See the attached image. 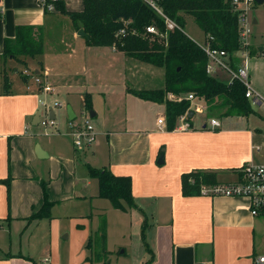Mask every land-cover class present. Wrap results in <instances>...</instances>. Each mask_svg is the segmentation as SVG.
Segmentation results:
<instances>
[{"label":"crops","instance_id":"crops-1","mask_svg":"<svg viewBox=\"0 0 264 264\" xmlns=\"http://www.w3.org/2000/svg\"><path fill=\"white\" fill-rule=\"evenodd\" d=\"M61 2L63 8L68 11L83 8L82 0H61ZM61 15L52 8L43 12L40 0H0V72L2 69L4 70L5 62L1 56L2 39L12 37L15 26L20 24L41 25L43 37L44 33L48 31L47 29L52 28L50 23ZM71 28L72 33L70 40L67 39L70 41L68 43L77 42L82 50L86 51L90 47L89 44L77 34L74 27ZM78 37L81 39L78 40ZM66 43L64 41L61 47H64ZM43 46L42 44V51L37 56L31 57L36 62L33 69L25 67L26 69H23L25 72L21 71V74H25V78L21 77L23 86L20 85L14 89L8 86L5 91L2 86V77L0 78V175L7 170L6 175L0 177V181L7 175H10L11 183L16 179L25 182L27 178L35 177L36 172L31 163L40 158L33 151L37 142L32 137L34 131H28L27 126L22 127V124L23 121L34 124L32 120H34L33 115L39 92L43 95L44 101L59 91L66 94V101L74 111V116L76 110H79V114L83 111L84 95L88 94L91 109L87 113L90 115L92 112L90 116H93L97 112V108L92 103L91 94L86 90L89 84L87 76L85 77L88 70L87 55L80 59L77 57L84 77L79 81L68 82L60 76L63 65L61 59L55 55V65L50 64L51 62L46 61L43 55ZM263 46L264 44L259 43L250 44L249 49L256 48L257 51L252 50L253 54H248L241 62H238L246 67L248 82L254 93L260 98V101H256L258 104L264 102V55L258 53ZM70 50L73 51L72 48ZM112 50L117 54H124L122 51L113 48ZM26 59L27 57L24 60V65H26ZM42 70L46 73L45 81L52 89L48 92L49 94L37 90L36 87H34V91L30 90L29 75L38 74ZM4 73L6 74L5 71ZM76 92L80 98L79 102L72 98ZM137 99L136 101L142 103L143 107L146 105L147 108L152 107L151 111L155 110L152 129H147L146 124L143 125L144 120L140 118L142 114L139 115V112H136L133 119H125L126 126L124 125L120 130L108 129L106 122H98L99 133L106 137L107 155L99 165L90 164L96 167H108L115 174L130 176L131 193L137 207L123 210L117 208L122 214L114 215L120 222L121 228L125 223L123 214H127L128 210L132 219H134L133 209L139 211L141 216L144 215L143 230L151 252L149 253L142 244L141 230L137 245L133 249L119 245L122 249L114 259L109 256L112 248L105 246L106 238L104 250L98 246L87 245L91 228L74 231L71 240L72 233L67 231L63 237L69 238L70 242L61 245L62 249H52V242L49 241L37 250L35 248L37 242L28 237L24 242L21 241V238L14 241L8 232L6 241L2 242L0 239V264H144V261L149 257L148 264H259L255 257L264 254V214L251 215L248 211L249 200L247 197L208 195L199 192L183 195L181 191L180 175L189 170L213 171L217 182L235 181L238 177V168L247 157L238 147H235L232 139L233 133L239 131L226 129L221 126V122L217 127L211 128L206 120L196 121L193 119V113L187 118L189 121L187 128H176L178 120L172 129H167L164 105L140 97ZM78 103H80L79 106ZM74 104L76 107L78 106L77 109ZM52 114L54 115V111ZM157 116L165 118L161 128L157 124ZM37 119H39L38 113ZM67 119L69 118L67 117ZM37 123L38 121L35 124ZM139 124L141 125L139 126ZM57 134L69 136L66 129L57 132L54 136H58ZM1 140L9 142L11 147L9 149L10 156L8 159L6 157L5 162L1 153ZM15 145L20 146L18 152L20 156L13 155L11 152ZM161 147L163 148L160 149ZM251 147L254 149L253 145ZM72 148H74L73 145ZM39 151L41 157L52 156L45 147ZM167 154L176 158V161L172 162L174 166L170 182L166 181L168 177L164 178L161 167L155 165V159L159 155H163L165 160ZM41 181L43 180H39V186ZM71 183H73V178ZM47 188L48 186L45 185L46 199L52 204L55 200L48 198ZM4 189L6 200L9 192L7 191L6 196V186ZM95 195L97 196V194ZM23 202L25 203L24 211H14L10 206L9 214L6 211L2 216L7 225H10L12 219H19L23 222L21 229L24 230L32 222L47 215L26 218L29 213L41 206V191L39 198L33 201L25 198ZM100 216L102 218L101 214ZM139 217L136 216L135 219ZM106 225L108 229V217Z\"/></svg>","mask_w":264,"mask_h":264},{"label":"rangeland","instance_id":"rangeland-1","mask_svg":"<svg viewBox=\"0 0 264 264\" xmlns=\"http://www.w3.org/2000/svg\"><path fill=\"white\" fill-rule=\"evenodd\" d=\"M246 16L251 21L250 28L252 35L250 37V44H264V2L260 4L253 1L246 12ZM183 18L185 20L184 29L188 35L197 42H203L205 35L200 25L189 14H185ZM254 18H256V22H253ZM50 24L52 28L49 27L42 37L44 45L43 55L46 61H50L52 65L56 61V56L61 59L63 63L62 69L60 68L62 72L61 78L68 82L79 81L84 77V72L81 70L78 61L81 57L84 58L86 55L88 57V70L85 77L87 76L89 84L86 90L90 92L92 103L97 108L96 115H88L89 120H91L94 126L96 136L89 147H85L83 151L82 149L72 148L70 136L66 137L57 134L58 136L55 137L54 135L57 132L64 131V129L67 130L66 123L68 116L66 107L70 104L66 101V94L60 91L47 97L45 101L41 92L38 93L37 106L34 112H37L38 117L42 118L45 111L50 108L54 111V127L49 124L43 126L26 121H23L22 127L26 125L28 131H34L32 137L37 142L36 146L39 149H42V147L47 148L53 157L40 156L34 163H31L36 172L35 177L27 178L25 182L16 179L12 183V179H9L10 189L8 186L9 193L6 200L4 196L5 186L0 181V239L2 242L6 241L8 238L7 233L9 232L14 241L21 238V241L24 242L28 237L37 242L35 244L37 250H39L41 245L49 241L52 242V249H62L61 245H66L70 242L74 231L91 228L92 231L90 230L89 232L95 237V230L100 224L101 214L104 215L105 219L108 217V229L107 225L105 228L107 239L105 246L112 248V252H110L112 255L110 254L109 256L114 259L122 249L119 245H125L128 249H130L129 247L133 249L137 245L140 227L145 217L144 215L141 216L142 214L139 211L137 212L133 209L134 219H132V215L128 210L127 214H123L125 223L124 227L121 228L120 222H118L114 214L122 213L117 208L115 209L109 199L95 195L98 191V183L95 178L87 175L86 163L99 165L105 160L107 155L106 137L102 133H99L98 122H106L108 129L120 130L124 125L126 126L125 119H133L136 112H139V115L142 114L140 118L144 120L143 125L146 124L147 129H152L155 120V110L152 109L151 111L152 107L147 108L146 105L143 107L142 103H138L139 101H136L138 100L137 97L135 98L134 95L127 91L126 85L147 89L161 87L164 81V69L161 66L149 64L127 54H117L112 50L111 45H89L90 47L84 51L77 42L68 43L70 42L68 40H70L73 24L63 14ZM80 39L78 37V40ZM64 41L67 43L64 44V47H61ZM71 48L73 51L70 50ZM233 56L234 58L231 60L233 63L241 62V58H245L240 50H236ZM35 64V60L31 57H27L26 65L14 58L5 57L3 68L6 74H8L9 88L20 87L22 80L21 71L26 69L25 67L33 69V65ZM31 76L29 75L28 81H30V90L34 91L35 84ZM213 77L227 82L230 75L225 70H219ZM47 94L49 93L47 92ZM72 98L76 102L80 101L77 92L72 95ZM57 101L60 105L55 104ZM79 105L80 103H78ZM74 106L77 109L78 106L76 107V104ZM251 107L252 111L247 116H242L221 114L219 113L221 108L208 111V107L205 105L200 114L193 113L192 116L196 121L203 119L208 124L209 119L214 117L219 119L222 127L236 129L239 132L233 133L232 139L234 140L235 147H238L244 155H247L245 162L251 160L264 164V102L258 104L252 101ZM75 113V120L78 121L79 110H76ZM55 126L57 131H54ZM1 141V153L5 162L6 157L8 159L10 156L9 149L11 147L9 146V142L5 140ZM251 145L254 147L255 145H259L261 148L259 150L252 149ZM54 148L55 150L53 151ZM19 149L20 146H13L12 154L20 156L18 154ZM159 157L162 159L160 162H158ZM175 161L176 158L171 154H167V159L165 160L163 159V155H159L155 159V165L161 167L164 178L168 177L167 182H170L169 180L172 179L174 166L172 162ZM6 172L7 170L0 177L2 178L6 175ZM72 178L73 183H71ZM40 179L48 186V198L55 200L50 204L47 215L32 222L24 230L21 229L23 222L19 219H12L10 225H7L2 216L5 215L6 211L9 214L10 206L14 211H24L25 203L23 201L25 198L33 201L40 197L41 185H38ZM27 203L26 199V205ZM136 216L140 217L135 219ZM67 231L72 233L70 240L63 237V234H66ZM97 246L94 244L93 247Z\"/></svg>","mask_w":264,"mask_h":264},{"label":"trees","instance_id":"trees-1","mask_svg":"<svg viewBox=\"0 0 264 264\" xmlns=\"http://www.w3.org/2000/svg\"><path fill=\"white\" fill-rule=\"evenodd\" d=\"M157 9L145 0H82L81 10L63 8L61 0H43L41 7L47 12L46 3L52 10L66 15L75 30L81 29L82 36L89 45H111L137 59L161 66L164 69L163 86L151 89L136 88L127 85V91L134 96L162 103L166 117L167 129H172L179 120V115L187 110L190 100L186 98L192 92L197 100L207 105L208 111L220 109L224 115L247 116L252 111L251 99L244 95L246 86L237 78L223 82L208 74L205 70L207 54L194 38L184 29L185 14H189L203 30L205 40L211 47L222 48L231 52L239 48L238 18L232 10L231 0H153ZM175 22L168 28L164 18ZM154 25L157 32H148L146 27ZM123 28L120 32L119 29ZM212 37V38H210ZM1 56L14 58L24 63L26 57L37 56L42 51V26L20 24L15 26L12 37L2 39ZM250 50L257 51L256 48ZM259 53V52H258ZM232 67H236L233 62ZM2 86L6 91L9 80L4 70L0 72ZM25 78V74H21ZM180 95L179 100L167 98L168 93ZM91 109L90 96L84 95L83 110ZM189 117V115H187ZM88 176L98 183L97 196L109 199L118 209L137 207L131 193L128 174H115L108 167H96L86 163ZM7 175L1 181L8 191ZM181 191L183 195L197 194L201 183H216L215 172L207 170H189L181 173ZM42 204L29 213L26 218H38L46 215L51 204L46 199L44 181H41ZM142 223L141 239L145 249L150 247L145 240ZM106 219L102 215L95 230V237H88L87 245H98L105 249ZM150 257L144 264H148Z\"/></svg>","mask_w":264,"mask_h":264},{"label":"built area","instance_id":"built-area-1","mask_svg":"<svg viewBox=\"0 0 264 264\" xmlns=\"http://www.w3.org/2000/svg\"><path fill=\"white\" fill-rule=\"evenodd\" d=\"M41 3L43 0H40ZM148 4L154 6L158 12L161 13L160 9L154 4L153 0H145ZM232 2V10L236 11V18H238V34H239V44L240 47L233 49V51L228 52L222 48L211 47L209 44V39L204 40L201 43L204 51L207 54V60L205 63V70L208 74L215 76L218 73V69L225 70L229 75V80L231 81L233 78H237L241 82H243L246 86L244 95L248 98H251L253 102L260 101L257 94L252 90L250 83L248 82V72L246 67L238 64V62L234 63L236 67L231 66V60L234 58L233 53L236 50H240L243 56H247L250 54L249 46H250V37H251V28H250V18L246 16V12L250 5L253 3V0H231ZM46 9H51L50 3H46ZM166 21V25L168 28H173L175 26V22L170 20L168 17L164 18ZM148 32H157L154 25L149 24L146 27ZM120 32L123 31V28L119 29ZM212 38V37H210ZM113 49H115L112 46ZM259 53L264 55V46L261 47ZM244 58H241L243 60ZM22 72H25L24 70ZM33 78V83L37 90L43 92L51 91L50 85L45 81V71L42 70L38 74H30ZM186 98L190 100L189 109L192 113H200L203 111L205 105L202 100H197L192 92L186 93ZM179 100L181 98L180 95H175L171 92L168 93L167 98ZM254 98V99H253ZM56 105H60L57 101ZM179 123L176 128L185 129L189 126L187 110L179 115ZM76 115L72 119H67V134L72 138V145L75 149H84L85 147H89L90 143L95 138V129L94 126L89 120V115L87 111L83 110L81 114H79V118L76 121ZM38 123L43 126L46 124L54 127V115L53 118L49 117L48 110L45 111L44 116L42 118L39 117L37 119ZM165 122V118L162 116H157V124L159 128L162 127ZM209 124L211 128L217 127L219 125V120L211 117L209 119ZM54 131H57L55 126ZM255 149L259 150L261 146L255 145ZM198 192L201 194L208 195H226V196H245L249 200V208L250 214H264V164L256 163L253 161L244 162L238 168V177L235 181H219L216 183H206L203 182L200 184ZM256 261L259 264H264V254L257 255ZM45 259V258H44Z\"/></svg>","mask_w":264,"mask_h":264},{"label":"water","instance_id":"water-1","mask_svg":"<svg viewBox=\"0 0 264 264\" xmlns=\"http://www.w3.org/2000/svg\"><path fill=\"white\" fill-rule=\"evenodd\" d=\"M253 1L254 2H257V3H260V4L262 2H264V0H253ZM253 22H255V18L253 19ZM77 34H79L80 36H84L85 35V33L81 29L77 30ZM48 112H49V117L50 118H53L52 110L50 108H49ZM66 112H67V116H68L69 119H71L72 116H74V111L72 110V108H71L70 105H67ZM190 114H192V111L191 110L188 112L187 115H190ZM90 115H92V112H91ZM33 118H34V120H32V123H36L37 122L36 121L37 120V112L34 113ZM40 151H39L38 147L36 146L35 147V150H34V153H36V155L38 157L41 156ZM160 161H162L161 157H159V159H158V162H160Z\"/></svg>","mask_w":264,"mask_h":264}]
</instances>
